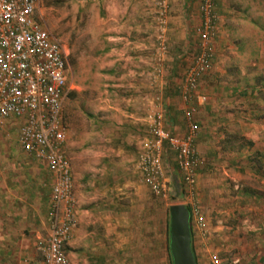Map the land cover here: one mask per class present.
Returning a JSON list of instances; mask_svg holds the SVG:
<instances>
[{
	"label": "rangeland",
	"instance_id": "1",
	"mask_svg": "<svg viewBox=\"0 0 264 264\" xmlns=\"http://www.w3.org/2000/svg\"><path fill=\"white\" fill-rule=\"evenodd\" d=\"M89 3L91 0H39L38 9L39 21L64 51L66 86L79 88L69 100L65 113L72 117L68 148L77 147L82 153L94 147L91 138L86 135L103 133L101 128L97 131L90 109L92 105H101L98 103L108 96L101 94L107 86L101 69L102 55L99 54L101 39L97 34L91 39L86 33L87 26L91 24L95 29L99 28L98 21L102 15L85 13ZM214 5L218 32L212 48L211 73L208 71L207 74L218 76L215 84V96L217 94L218 98L217 101L213 99L212 103L217 104L212 109L211 98L204 94L206 105L200 107L198 114L197 110L194 113L199 128L194 149L202 164L196 172L192 192L181 182L171 152L164 158L170 167L166 172L169 191L164 198L152 195L142 184L136 170L126 167L124 188L113 191L107 202L109 226L107 234L103 231L107 235L106 240L103 238V250L111 258L113 252L119 251L115 256L118 264H167L161 249V223L165 217L168 219V207L174 204L196 207L204 221L205 227L201 231L194 226L192 215L189 223L197 264H213L214 259L218 264H248V260H253L250 246L254 240L248 235L249 218L260 205H252L250 210L252 197L249 193H262L261 181L264 180L259 176L261 173L252 175L250 168L264 167V158L258 157L259 152L264 155V150H260L264 147V136L260 133L255 139V133L264 122L254 121L252 126L245 122H248L249 115L253 120L264 117V0H214ZM75 7L81 10L75 13ZM192 17L194 15L187 18L192 26L186 42L168 46L165 42L166 54L159 62L161 71H167L161 79L162 84L173 95H176L174 90L178 85L180 87L185 70L198 51L195 32L198 25ZM153 47L155 51V44ZM178 55H181V60L176 59ZM153 63H156L155 56ZM168 78L172 79L168 81ZM160 91L161 88L157 89V95ZM211 97L214 98L213 95ZM174 106L178 118L171 121L169 128L183 134V105L178 107L176 103ZM167 123L166 119V126ZM252 134L253 147L250 140ZM135 147L137 144L133 151L129 150L128 156L135 155ZM64 149L67 155V148ZM255 150L259 152L255 154ZM176 186L180 194L172 199ZM110 205H114V209ZM65 252L67 254V249Z\"/></svg>",
	"mask_w": 264,
	"mask_h": 264
},
{
	"label": "crops",
	"instance_id": "2",
	"mask_svg": "<svg viewBox=\"0 0 264 264\" xmlns=\"http://www.w3.org/2000/svg\"><path fill=\"white\" fill-rule=\"evenodd\" d=\"M199 1L183 0L182 3V0H168L165 35L167 46L186 42L192 26L188 22V16L194 15L192 20L196 25L199 23ZM154 3L155 0H91L85 11L92 15H102L98 21L99 28L95 29L91 24L87 26L86 33L91 39L96 34L101 39V69L107 83L101 94L108 96L104 97L102 103H98L101 105H92L90 109L97 131L101 128L103 133L86 135L91 138L94 147L83 153L77 147L68 148L72 117L65 113L66 106L70 104L69 100L77 94L76 90L79 88L73 89L69 85L62 101L61 114L66 123L67 136L63 152L70 167L77 220L65 245L70 264H118L115 256L119 251L113 252L111 258L103 250V238L107 239L109 226L107 202L113 191L124 188L126 167L130 166L132 171L135 169L136 155L143 148L147 137V117L152 112L155 95L162 101L168 130L175 135L182 134L181 131L176 133L169 128L171 121L177 117L174 104L178 103V107L183 105L179 85L174 90L176 95H173L161 81L167 74L166 70L161 71V79H153L150 74L155 56ZM78 9L79 7H75V13L81 10ZM95 53L98 54V51ZM176 59L181 60V55ZM207 73L198 82L197 94H208L213 109L217 103L213 104L212 101H217L218 98L217 94L215 96L218 76ZM70 88L75 93L70 92ZM160 88L157 95V89ZM205 105L206 101L197 105L195 113L198 114L200 107ZM249 118L250 123L245 122L246 125L252 126L251 122L254 121L262 124L264 122V117L253 120L249 115ZM16 125L13 119L0 123V264H39L40 253L36 243L49 233L50 188L53 176L43 163L20 150L15 138ZM260 133L264 136V124L255 133V139H258ZM253 136L252 134L250 137L252 147ZM135 144V155L128 156L129 150L133 151ZM64 148H67V155ZM89 148L90 146L87 149ZM260 150H264V147ZM257 152L259 151H254L255 154ZM259 156L264 158L261 152L258 153ZM166 166L170 170L169 163ZM250 169L252 175L258 176L261 173L259 176L264 180L263 166ZM261 184L264 190V181ZM249 195L252 197L249 201L250 210L252 205L258 204L260 208L256 211L254 209L249 218L248 235L254 241L250 246V257L253 260H248V264H253L252 261L264 264V191L260 194L250 191ZM110 206L114 209V205ZM117 211L116 209V213ZM254 246L259 247L253 249Z\"/></svg>",
	"mask_w": 264,
	"mask_h": 264
},
{
	"label": "built area",
	"instance_id": "3",
	"mask_svg": "<svg viewBox=\"0 0 264 264\" xmlns=\"http://www.w3.org/2000/svg\"><path fill=\"white\" fill-rule=\"evenodd\" d=\"M214 0H200L199 23L195 29L198 51L185 70L180 85L183 134H170L158 96L147 117L146 139L138 153L135 170L151 194L166 197L169 191L165 155L171 152L183 185L192 192L201 160L194 149L198 133L194 113L205 97L197 94L198 82L209 70L218 32ZM155 60L151 77L161 79L159 62L166 54L168 0H155ZM39 0H0V123L16 122L15 138L20 150L43 163L53 176L50 188L49 233L40 238L39 264H70L65 252L77 220L69 163L63 152L66 130L62 101L66 97L64 51L58 40L39 21ZM168 170V171H167ZM194 226L204 221L191 208ZM213 264H218L214 259Z\"/></svg>",
	"mask_w": 264,
	"mask_h": 264
},
{
	"label": "water",
	"instance_id": "4",
	"mask_svg": "<svg viewBox=\"0 0 264 264\" xmlns=\"http://www.w3.org/2000/svg\"><path fill=\"white\" fill-rule=\"evenodd\" d=\"M189 213L181 204L168 207V252L171 264H195L190 249Z\"/></svg>",
	"mask_w": 264,
	"mask_h": 264
},
{
	"label": "trees",
	"instance_id": "5",
	"mask_svg": "<svg viewBox=\"0 0 264 264\" xmlns=\"http://www.w3.org/2000/svg\"><path fill=\"white\" fill-rule=\"evenodd\" d=\"M172 78H168L167 80L169 81V80H171ZM196 123V125H197V122H195ZM167 127V126H166ZM197 128H198V125H197ZM166 130H168V128H166ZM198 130H199V128H198ZM169 131V130H168ZM170 132V131H169ZM199 132V131H198ZM170 134H173V133H171L170 132ZM198 134V133H197ZM196 137H197V135H196ZM197 138H195V140H196ZM195 140H194V142L193 143H195ZM137 156H138V154L136 155V161H137ZM200 160H201V158H200ZM202 161V160H201ZM201 164H202V162H201ZM138 174V173H137ZM139 175V174H138ZM178 189V187L176 186V187H174V189H173V195H172V199H176V196L177 195H179L180 194V190H177ZM150 192V191H149ZM153 195V194H152ZM155 196V195H154ZM155 197H158V196H155ZM186 209L188 210V213H189V219H188V221H189V223H190V221H191V208H188V207H186ZM161 225H162V231L160 232V235L162 236V241H163V243H161V249H162V251H163V253H164V255H165V261H166V263L167 264H171V259H170V256H169V252H168V219H167V217H165L164 218V221H163V223H161ZM189 230H190V249H191V252H192V255H193V258H194V261H195V264H197V262H196V257H195V254H194V251H193V248H192V240H193V231H192V228H191V226H190V224H189Z\"/></svg>",
	"mask_w": 264,
	"mask_h": 264
}]
</instances>
